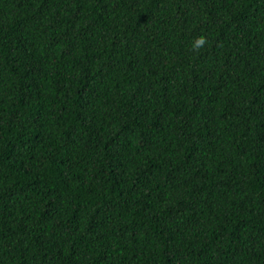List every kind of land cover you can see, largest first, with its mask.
Masks as SVG:
<instances>
[{"label":"trees","instance_id":"1","mask_svg":"<svg viewBox=\"0 0 264 264\" xmlns=\"http://www.w3.org/2000/svg\"><path fill=\"white\" fill-rule=\"evenodd\" d=\"M0 264H264V0H0Z\"/></svg>","mask_w":264,"mask_h":264},{"label":"clouds","instance_id":"2","mask_svg":"<svg viewBox=\"0 0 264 264\" xmlns=\"http://www.w3.org/2000/svg\"><path fill=\"white\" fill-rule=\"evenodd\" d=\"M201 43H203V41H201Z\"/></svg>","mask_w":264,"mask_h":264}]
</instances>
